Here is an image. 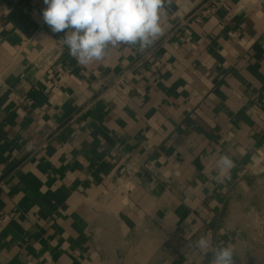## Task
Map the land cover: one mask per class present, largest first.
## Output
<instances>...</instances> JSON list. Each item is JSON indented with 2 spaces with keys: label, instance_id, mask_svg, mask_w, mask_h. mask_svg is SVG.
Listing matches in <instances>:
<instances>
[{
  "label": "crops",
  "instance_id": "1",
  "mask_svg": "<svg viewBox=\"0 0 264 264\" xmlns=\"http://www.w3.org/2000/svg\"><path fill=\"white\" fill-rule=\"evenodd\" d=\"M262 1L165 0L150 47L83 66L43 0H6L0 264H210L202 236L264 264Z\"/></svg>",
  "mask_w": 264,
  "mask_h": 264
},
{
  "label": "clouds",
  "instance_id": "2",
  "mask_svg": "<svg viewBox=\"0 0 264 264\" xmlns=\"http://www.w3.org/2000/svg\"><path fill=\"white\" fill-rule=\"evenodd\" d=\"M42 18L53 33H64V44L78 64L87 66L103 60L119 45L150 47L162 34L165 0H43ZM234 161L221 155L216 161L219 173H228ZM223 183V178L218 180ZM195 246L207 252L210 264H235V247L213 246L200 237Z\"/></svg>",
  "mask_w": 264,
  "mask_h": 264
},
{
  "label": "built area",
  "instance_id": "3",
  "mask_svg": "<svg viewBox=\"0 0 264 264\" xmlns=\"http://www.w3.org/2000/svg\"><path fill=\"white\" fill-rule=\"evenodd\" d=\"M262 6L264 10V0L262 1ZM10 12L9 5L7 4L6 0H0V26L2 24V20L4 17L8 15ZM119 80H115L117 82ZM51 140V132L39 136H35L31 138L26 144L24 145L25 151L30 155H37L43 152L44 149L48 146Z\"/></svg>",
  "mask_w": 264,
  "mask_h": 264
}]
</instances>
